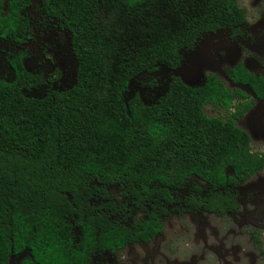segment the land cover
<instances>
[{
  "label": "trees",
  "instance_id": "trees-1",
  "mask_svg": "<svg viewBox=\"0 0 264 264\" xmlns=\"http://www.w3.org/2000/svg\"><path fill=\"white\" fill-rule=\"evenodd\" d=\"M47 1L72 32L76 83L29 96L38 81L23 57L11 61L12 81L0 77V264L25 251L20 264H85L98 233L106 247L134 240L114 219L130 204L147 212L135 232L148 242L162 231V204L186 186L189 210L235 214L232 187L264 168L237 125L250 108L246 92L217 75L189 86L172 74L155 103L126 95L132 83H154L161 67L177 69L206 36L245 22L240 0ZM29 3L0 0V39L30 29ZM227 75L264 98V79L241 64ZM207 106L227 116H208Z\"/></svg>",
  "mask_w": 264,
  "mask_h": 264
},
{
  "label": "rangeland",
  "instance_id": "rangeland-1",
  "mask_svg": "<svg viewBox=\"0 0 264 264\" xmlns=\"http://www.w3.org/2000/svg\"><path fill=\"white\" fill-rule=\"evenodd\" d=\"M239 5L245 10L250 26L257 33L252 46L245 40L230 41L224 32L208 35L193 50L183 53L181 64L173 71L174 74L198 86L207 74L213 73L219 75L228 87H240L249 92L246 87L237 86L225 77L224 70L243 60L248 68L261 71L259 60H264V0H240ZM8 47V42H0V76L10 81L13 73L5 60ZM166 74V67H161L158 78L165 80ZM63 80H68V77ZM138 87L137 83H132L126 95L127 100L137 93L139 95L141 89ZM146 92V100L142 99L149 101V91ZM28 95L36 96L34 91ZM205 113L209 116H227L224 110L211 106L206 107ZM237 125L249 133L252 150L264 152V104L256 103ZM199 183L206 186L204 182ZM263 183L264 169L259 172V177H252L238 188L244 213L236 218H216L203 212L174 215L166 220L164 233L154 243L127 248L107 258L112 256L113 261L118 258L127 264H264V197L259 195L263 205L259 212L255 210V194ZM253 234L258 235V242L254 241ZM18 261L14 258L11 264H17Z\"/></svg>",
  "mask_w": 264,
  "mask_h": 264
},
{
  "label": "flooded vegetation",
  "instance_id": "flooded-vegetation-1",
  "mask_svg": "<svg viewBox=\"0 0 264 264\" xmlns=\"http://www.w3.org/2000/svg\"><path fill=\"white\" fill-rule=\"evenodd\" d=\"M25 17L28 19L30 29L24 35L19 36L18 40H14L11 38L0 39V42H8L10 44V47L6 49L8 51L5 52V60L7 62L8 67L12 70L13 73V69L11 67V61L16 57L19 58L23 57L24 67L29 73L33 74L37 78L38 84L36 86L31 87L30 89L31 92L34 91L36 95L35 97L38 99L43 98L49 93L62 92L71 89L76 83L78 61L74 51L73 35L72 32L67 28L66 22L62 18L54 14L47 0H30V3L27 5L25 9ZM220 32H224L225 36L230 41L245 40L249 46H252V42L255 39L254 36L257 35L256 31L253 30L249 24L248 18L246 16V12H245V22L240 24L238 27H235L233 30L220 31ZM220 32L218 33L221 34ZM260 33L261 31H259V34ZM59 52H61V54H59ZM255 59L258 60V57L255 56ZM238 64H241L246 70L251 72L259 80L264 79V60L262 61L259 60V65L261 68L260 72L248 68L243 60L237 61L236 63H234V65L227 67L224 70L225 77L229 79L227 75V71L231 70ZM167 70H168V74H166L165 80H163L162 78L161 79L158 78V74H159L158 71L157 74L155 75L156 81L154 83L151 84L144 83L143 86L139 85L138 89H141L139 93L140 95L139 97L141 99L144 98V100H146L144 95L147 94L146 91H149V96H150L149 101H144L142 99L143 102L147 104L155 103L162 96V94L166 92L167 87L171 82L172 74L175 75L173 73L174 70H170V69ZM208 75H217V74L210 73L207 74L205 77H207ZM65 77H68V80L64 81L63 79ZM237 86H243L249 90L248 92L247 90H244L240 87H234V88H240L246 92L247 94L246 99L251 103L247 113H249L254 108V105L256 103L264 104V98L257 97L249 86L246 85H237ZM247 113L245 114V116L247 115ZM214 117H218V116H214ZM252 152L258 154V156L259 154L264 153V152L261 153L254 152L253 150ZM252 177H259V170ZM252 177L232 187L235 193L238 195L237 201L239 208L235 214H226L224 216H216L210 212H207L204 209L189 210L184 203L188 197V191H187L188 186L184 187L183 189L178 191L177 197L174 195V197L176 198L173 201V203L167 205V207L165 206V204H162V207L165 208L163 209V215L161 216L160 219L162 225V231L151 238L149 237L148 242L144 241L143 238L140 237L135 232L137 230L136 226H139L142 223V221L147 219V212L142 208L138 207V205H133V206H131V204L128 205L129 210L124 213L123 211L120 210L119 212H117L114 219L117 221H121L122 223L128 226L127 228L130 229V233L132 232L135 237L134 240L129 239L124 241L122 245L106 247L103 246L104 244L101 242L102 236L100 233H98L97 241L94 244L93 249L84 260V262H86L85 264H96V262H100V264L102 262H117L116 264H127V263H123L124 261L118 260V258L116 259V261H113L112 256H110L109 258H107V256L121 253L125 251L127 248L142 246V245L148 246L154 243L156 239L164 233L166 220H168L174 215L176 216H182L188 214L194 215L203 212L205 214H208L216 218L238 217L240 214L244 213L242 204L240 202V194L238 188L241 185L247 183ZM195 181L204 190L208 188L205 182L204 183L206 186H202L199 182H203V181H200L197 178H195ZM120 191L121 189L119 187L113 189V192L115 193L114 200L115 203L117 204L122 202V197L121 195H119ZM259 195L264 197V183L261 186H258L257 192L255 194V199L257 201L255 210L257 212L261 210L263 205V199L262 202H261V198L259 201ZM166 209L170 214L168 216L166 214ZM74 234H75L76 244L78 243V245L76 244L74 245L76 247L80 245L81 243L80 238L83 239V235L79 230H75ZM253 238L255 242L259 241V237L257 234H253ZM28 255L29 253L25 251L17 256H13L10 259L9 264L13 262L14 258L19 259L17 264H20L22 259L28 257Z\"/></svg>",
  "mask_w": 264,
  "mask_h": 264
},
{
  "label": "water",
  "instance_id": "water-1",
  "mask_svg": "<svg viewBox=\"0 0 264 264\" xmlns=\"http://www.w3.org/2000/svg\"><path fill=\"white\" fill-rule=\"evenodd\" d=\"M178 68H179V67H178ZM178 68H177V69H178ZM177 69H175L174 71H176ZM175 75L178 76L177 74H175ZM182 81H183L185 84L189 85V86H193V85H191L190 83L184 81L183 79H182ZM128 101H129V100H127L126 103H128Z\"/></svg>",
  "mask_w": 264,
  "mask_h": 264
}]
</instances>
